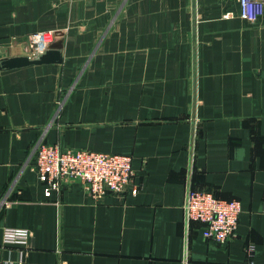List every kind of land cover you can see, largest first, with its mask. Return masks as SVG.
<instances>
[{"label":"crops","instance_id":"crops-1","mask_svg":"<svg viewBox=\"0 0 264 264\" xmlns=\"http://www.w3.org/2000/svg\"><path fill=\"white\" fill-rule=\"evenodd\" d=\"M255 14L239 0H0V62L28 56L33 33L62 41L59 62L0 66V264H264ZM39 140L129 155L136 193L94 199L73 182L47 194ZM194 188L240 201L227 242L187 218ZM5 229L29 230L27 245Z\"/></svg>","mask_w":264,"mask_h":264},{"label":"built area","instance_id":"built-area-1","mask_svg":"<svg viewBox=\"0 0 264 264\" xmlns=\"http://www.w3.org/2000/svg\"><path fill=\"white\" fill-rule=\"evenodd\" d=\"M241 15L254 18L264 9V0H239ZM60 36L57 31L36 32L28 40V57L38 58ZM32 166L39 180L45 182L46 193L50 188H60L80 182L94 199L107 193L122 195L127 190L136 193L135 171L131 157L121 153L97 152L89 149L63 148L56 143L39 140L32 150ZM241 211L238 199H224L210 190H190L186 203V216L201 222L205 238L224 243L236 235ZM31 232L27 229H5L3 241L27 245ZM253 244L247 252L253 253ZM18 264H22L18 262Z\"/></svg>","mask_w":264,"mask_h":264},{"label":"water","instance_id":"water-1","mask_svg":"<svg viewBox=\"0 0 264 264\" xmlns=\"http://www.w3.org/2000/svg\"><path fill=\"white\" fill-rule=\"evenodd\" d=\"M62 47L61 39L55 40L50 44L49 48L41 54L38 58H29L28 56H12L5 57L1 60V68H13L24 66L28 64H39V63H49V62H59L61 60L60 49Z\"/></svg>","mask_w":264,"mask_h":264},{"label":"trees","instance_id":"trees-1","mask_svg":"<svg viewBox=\"0 0 264 264\" xmlns=\"http://www.w3.org/2000/svg\"><path fill=\"white\" fill-rule=\"evenodd\" d=\"M216 195V194H215Z\"/></svg>","mask_w":264,"mask_h":264}]
</instances>
